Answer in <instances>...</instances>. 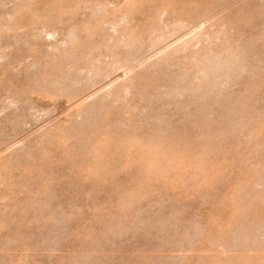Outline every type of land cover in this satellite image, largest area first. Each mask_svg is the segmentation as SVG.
Returning a JSON list of instances; mask_svg holds the SVG:
<instances>
[{"label": "rangeland", "instance_id": "obj_1", "mask_svg": "<svg viewBox=\"0 0 264 264\" xmlns=\"http://www.w3.org/2000/svg\"><path fill=\"white\" fill-rule=\"evenodd\" d=\"M0 264H264V0H0Z\"/></svg>", "mask_w": 264, "mask_h": 264}]
</instances>
